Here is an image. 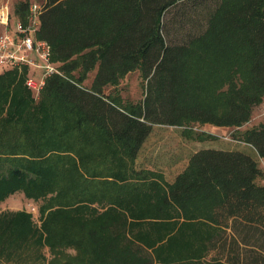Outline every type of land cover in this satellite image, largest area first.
Listing matches in <instances>:
<instances>
[{
	"label": "trees",
	"instance_id": "trees-1",
	"mask_svg": "<svg viewBox=\"0 0 264 264\" xmlns=\"http://www.w3.org/2000/svg\"><path fill=\"white\" fill-rule=\"evenodd\" d=\"M202 4L43 0L37 37L62 75L46 77L35 100L26 68L0 73V202L15 192L41 201L40 225L23 210L0 213V256L22 261L35 250L42 264L48 246L74 248L68 264H202L212 230L242 227V251L232 239L224 264H264V186L251 154L200 148L163 184L132 167L154 124L240 126L264 95V0H210L204 27L174 40V19L180 28ZM136 68L144 97L120 105L104 88ZM239 140L264 158V123ZM160 216L179 218L176 233L199 249L147 242L137 228L155 230Z\"/></svg>",
	"mask_w": 264,
	"mask_h": 264
},
{
	"label": "rangeland",
	"instance_id": "rangeland-1",
	"mask_svg": "<svg viewBox=\"0 0 264 264\" xmlns=\"http://www.w3.org/2000/svg\"><path fill=\"white\" fill-rule=\"evenodd\" d=\"M8 3L11 10L15 9L16 5L22 0H2ZM43 3V0H28L27 2ZM210 0H203V4L195 10H188L186 16L183 17L182 24L177 28L180 17L174 19L176 23L171 26L170 32L174 40H177L184 31L198 32L204 27L205 19L208 14ZM166 17H170L168 13ZM21 72L23 69H11ZM95 71L89 73L86 80L83 81L84 86H89ZM26 74V73H25ZM145 80L142 78L139 69H133L121 76L117 82L107 85L104 88L106 94H110L115 98L120 105H135L144 97ZM32 97L37 100L31 93ZM264 123V95L261 100L252 108V113L249 120L240 126H215L209 123L189 122L180 126H169L162 124H154L152 131L142 145L137 158L132 167L136 170L148 171V178L160 181L163 183L172 182L177 173H179L186 165L188 157L194 151L200 148H216L224 150H241L251 154L257 161L260 169V176L256 182L264 186V158L258 156L255 149L239 140V136L247 129L257 128ZM130 161L126 162L129 165ZM151 171L152 174L149 172ZM154 172V173H153ZM132 180V179H131ZM134 181V180H132ZM140 182H135L140 184ZM41 201H34L26 198L21 192H15L9 195L5 200L0 202V213L5 211H26L30 213L31 218L37 226L40 225L39 208ZM138 210L145 207V203L137 201L134 204ZM154 220L150 221L151 223ZM180 219L172 216L166 220L162 216L156 219L155 222L160 223L155 226V230L148 229L149 224L139 226L138 230L146 233V241L153 242L155 239L159 242L155 245L164 244L165 249L176 248L177 251H188L199 249V241L193 236L178 235L176 232L180 227ZM171 222V223H170ZM163 223V224H162ZM231 225V222H230ZM200 229L205 233V227ZM238 231L228 227L221 230H210L211 237L204 240V245L207 246L202 264H224L225 256L230 247L233 246L232 239L239 243V248L242 251L243 245L240 240L247 232L242 227L237 228ZM253 232L248 231L246 239L249 243H253ZM203 244V243H202ZM154 247V248H155ZM165 249H156L160 253H165ZM41 254L44 256L42 264H68L69 256L76 255V251L72 247L50 249L44 246L41 249ZM37 252L30 251L26 254L24 260L12 259L5 256H0V264H36L35 257Z\"/></svg>",
	"mask_w": 264,
	"mask_h": 264
},
{
	"label": "built area",
	"instance_id": "built-area-1",
	"mask_svg": "<svg viewBox=\"0 0 264 264\" xmlns=\"http://www.w3.org/2000/svg\"><path fill=\"white\" fill-rule=\"evenodd\" d=\"M42 4L28 2L23 17L0 0V73L26 68L24 84L35 98L50 75H62L48 42L37 37Z\"/></svg>",
	"mask_w": 264,
	"mask_h": 264
}]
</instances>
